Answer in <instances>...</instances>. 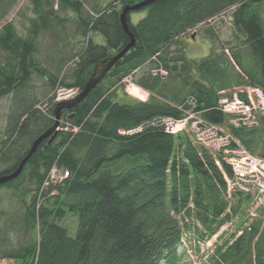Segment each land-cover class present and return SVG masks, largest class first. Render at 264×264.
Listing matches in <instances>:
<instances>
[{
	"label": "trees",
	"instance_id": "16d2710c",
	"mask_svg": "<svg viewBox=\"0 0 264 264\" xmlns=\"http://www.w3.org/2000/svg\"><path fill=\"white\" fill-rule=\"evenodd\" d=\"M87 1L31 0L33 17L25 19L19 34L6 21L17 0H0V99H9L0 177L16 170L33 142L53 126L57 91L80 94L95 67L98 71L129 43L120 16L142 0H108L89 10ZM232 7L235 49L188 59L181 36ZM136 12L145 15L132 24L129 16ZM70 23L74 28L68 33ZM126 24L134 46L83 100L62 110L56 136L39 144L20 175L0 185L18 195L23 207L19 220L6 226L20 242L0 249V261L184 264L183 236L204 242L234 223L235 231L213 246L205 264H264V208L246 219L252 198L227 193L231 170L221 156L154 122L192 111L210 124L225 125L232 140L264 159V123L231 127L230 116L217 107L221 92L230 96L244 84L264 93V0H156L130 11ZM92 33L101 34L105 44H95ZM44 37L69 46L57 74L41 63ZM68 61L73 65L60 76ZM146 64L151 68L140 71ZM154 69L165 76H153ZM129 75L149 93L146 101L116 99L115 90ZM34 80L53 91L42 108L45 95L36 94ZM52 169L66 177L51 181ZM68 217L75 221L72 229L64 224Z\"/></svg>",
	"mask_w": 264,
	"mask_h": 264
},
{
	"label": "rangeland",
	"instance_id": "374dc122",
	"mask_svg": "<svg viewBox=\"0 0 264 264\" xmlns=\"http://www.w3.org/2000/svg\"><path fill=\"white\" fill-rule=\"evenodd\" d=\"M143 1V0H142ZM31 0H17V4L15 8L12 10V12L7 17L6 21L11 22L17 29L19 34H22V25L25 23V19L29 17H33L31 12ZM108 2V0H88L87 4L85 5L86 9H90L91 5L94 3H97L99 6H103ZM233 11V7L230 9L225 10L220 15L216 16L215 18H212V20H209L206 24H202L198 26L196 29H193L184 36H181L180 38V46L183 49V53L188 59H194L199 60L202 58L207 57L212 49H214L216 52L219 50V48H224L225 52L228 54L231 50L235 49V39L233 36V26L231 24V13ZM145 12H136L131 13L129 18L130 22L132 24H136L142 17H144ZM74 25L73 23H70L67 25L66 30L68 33H71L73 31ZM62 38V36L60 37ZM90 38L95 44L98 45H104L105 40L104 37L99 33H92L90 35ZM59 45V44H58ZM55 41H52L49 37H44L41 39V45H40V59L41 63L47 67V69L52 74H57V64L58 61L60 63V57L67 54L69 51V46H58ZM176 47L174 45L171 46V50H174ZM68 55V54H67ZM66 55V56H67ZM73 65V61H68L66 64L62 67V70L59 72L60 76L67 72V70ZM151 68V64H146L140 71L143 70H149ZM139 71V72H140ZM157 71V70H156ZM138 74V72L136 73ZM164 74V73H163ZM153 76L156 74H152ZM165 76V75H164ZM128 78V76L126 77ZM126 78H123L122 81L119 83L118 88L115 90L116 92V99L120 102H132V101H146L149 97V93L142 88L138 87L134 83L133 75L130 78L131 80L126 82ZM32 84H34L36 94L41 97L45 95V97L40 103V107L46 106V104H49V98L53 95V91L49 90L48 88H45L41 82L33 81ZM250 85V84H249ZM244 85L236 87V90H240L243 88ZM134 92L135 94L131 93ZM75 91H68L64 89H60L57 91V101H67L71 100L73 97L76 96L74 94ZM8 106H9V99L8 98H2L0 99V138L2 129L4 128V125L6 124L7 120V114H8ZM193 113V112H192ZM199 115L196 113L189 114L184 120H188V124L195 121H199ZM201 118V117H200ZM166 121L167 126H174L176 124V121L172 119L165 120L164 118L156 119L154 122L158 125H161L163 128L164 122ZM172 121V122H170ZM60 124V121H59ZM191 126V125H190ZM60 127L58 126V131ZM165 129V128H164ZM225 130V128H222ZM77 129H75L76 131ZM166 133H169L166 131ZM170 134V133H169ZM231 138V137H230ZM219 144V143H216ZM216 148V147H215ZM217 149V148H216ZM220 149V148H219ZM220 156V151L218 152ZM5 166L0 165V169H4ZM57 170L52 169L50 171V180L54 181L55 183H60L66 175H61L60 173L56 172ZM27 199V198H26ZM251 207L248 206L246 209V219L250 220L252 217H249L247 212H251ZM253 210H256L254 208ZM258 210V209H257ZM23 211L22 203L19 200V196L14 194L13 191L6 188L0 189V235L1 237H7L1 238L0 237V249H12L17 246V244L20 242L19 234L14 232V230L10 229L8 231L7 224L10 223H16L15 220H19V216L21 215ZM257 213V212H255ZM9 222V223H8ZM65 225L70 226L72 229L74 227L75 221L73 218L68 217L64 221ZM200 228V227H199ZM235 231V225L234 223L227 224L223 226L216 236H212L208 240L202 242L197 241V238H194L190 234H186L182 237L181 245L179 248L181 250H185V256L183 263L184 264H205V261L207 259V256L211 253L213 246L217 243H220L221 240L227 239L230 234H232ZM6 232V234H5ZM29 237L24 239V242L29 241ZM1 240H3L1 242ZM0 264H19L15 261H6L1 260Z\"/></svg>",
	"mask_w": 264,
	"mask_h": 264
},
{
	"label": "built area",
	"instance_id": "2783aa9c",
	"mask_svg": "<svg viewBox=\"0 0 264 264\" xmlns=\"http://www.w3.org/2000/svg\"><path fill=\"white\" fill-rule=\"evenodd\" d=\"M158 72L162 78L166 74L162 70L156 71V69L152 71V74L157 75ZM127 80L130 81V77L126 78V82ZM76 93L75 91L74 94ZM239 93H233L232 98H220L218 100L219 110L230 115L229 123L234 127L256 128L260 126L261 123H264V93L262 89L247 86L240 89ZM190 125L188 120L185 121L184 119L180 120L179 123L176 120V124L171 128L167 126L166 121L164 122V128L170 134L188 131L193 134L197 141L213 152L218 153L230 141L235 143L229 150L223 151L227 156L223 159L231 168V177L225 178L227 193L241 192V194L250 196L252 208L248 214L250 217L254 216L253 209L264 206V159L250 154L239 142L232 140L230 135L221 127L210 124L200 117L199 121Z\"/></svg>",
	"mask_w": 264,
	"mask_h": 264
},
{
	"label": "water",
	"instance_id": "95a60500",
	"mask_svg": "<svg viewBox=\"0 0 264 264\" xmlns=\"http://www.w3.org/2000/svg\"><path fill=\"white\" fill-rule=\"evenodd\" d=\"M154 1H156V0H143V1L135 4L132 7L125 8L122 11L121 16H120V22H121L123 29L125 30V32L129 36V43L119 53H117L113 57L109 58V60L106 61L103 64L102 68H100L98 71H97V67H95L92 75L90 76L88 82L85 84V86L82 89V91L80 92V94H78L74 99L67 100V101H61L57 104V106L54 110V124H53V126L33 142L32 146L30 147V149L26 155V157L20 162V164L16 170H14L9 175H5V176L0 177V185H3L7 182H10V181L16 179L20 175L24 165L30 159V157L33 155V153L36 151L39 144L45 139H48V141L50 142L56 136V134L58 132L59 119H60V115H61L62 110L70 108V107L76 105L77 103H79L81 100H83L89 94V92L104 78L105 74L107 72H109V70L115 65V63L120 58H122L134 46L135 40H134L133 35L129 32V30L127 28L126 15L130 11L138 10L142 7L148 6L149 4H151Z\"/></svg>",
	"mask_w": 264,
	"mask_h": 264
},
{
	"label": "bare ground",
	"instance_id": "6f19581e",
	"mask_svg": "<svg viewBox=\"0 0 264 264\" xmlns=\"http://www.w3.org/2000/svg\"><path fill=\"white\" fill-rule=\"evenodd\" d=\"M113 57V56H112ZM121 59V58H120ZM119 59V60H120ZM151 61H157L155 58H153ZM159 65V64H158ZM160 66V65H159ZM161 67V66H160ZM128 77H130V75L128 76ZM131 78V77H130ZM131 93H133V94H135L134 92H131ZM59 103V102H58ZM217 107H218V103H217ZM189 114H193L192 113V111H189V110H184V112H183V116H182V118H180V119H178V123H179V121L180 120H183V119H185ZM168 119H172V118H168ZM172 120H174V121H176L175 119H172ZM170 122H172V121H170ZM230 170H231V168H230Z\"/></svg>",
	"mask_w": 264,
	"mask_h": 264
},
{
	"label": "flooded vegetation",
	"instance_id": "af4514ba",
	"mask_svg": "<svg viewBox=\"0 0 264 264\" xmlns=\"http://www.w3.org/2000/svg\"><path fill=\"white\" fill-rule=\"evenodd\" d=\"M3 169H0V171H2Z\"/></svg>",
	"mask_w": 264,
	"mask_h": 264
}]
</instances>
